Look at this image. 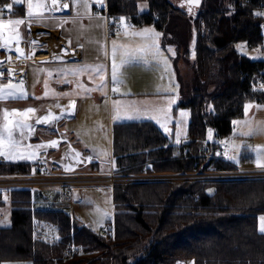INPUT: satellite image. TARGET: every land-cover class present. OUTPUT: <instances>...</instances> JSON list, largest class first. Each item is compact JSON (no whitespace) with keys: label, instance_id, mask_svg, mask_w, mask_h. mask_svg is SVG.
Listing matches in <instances>:
<instances>
[{"label":"trees","instance_id":"obj_1","mask_svg":"<svg viewBox=\"0 0 264 264\" xmlns=\"http://www.w3.org/2000/svg\"><path fill=\"white\" fill-rule=\"evenodd\" d=\"M189 7L187 1L106 0L103 9L109 27L123 17L132 25L169 32L176 66L179 59L191 65L190 80L179 75L178 106L190 111L186 140L174 143L151 121L112 129L118 175L168 173L180 179L113 182L106 235L68 211L60 185L12 189L10 224L0 227V261L175 264L194 257L195 264H264V233L257 225L264 213V177L190 176L237 171L229 160L205 155L203 146H220L206 140L207 127L226 138L232 120L244 115L246 101H264V59H250L234 47L244 41L260 48L264 0H200L191 13ZM191 30L192 51L187 47ZM31 171L28 162H0V175Z\"/></svg>","mask_w":264,"mask_h":264},{"label":"crops","instance_id":"obj_2","mask_svg":"<svg viewBox=\"0 0 264 264\" xmlns=\"http://www.w3.org/2000/svg\"><path fill=\"white\" fill-rule=\"evenodd\" d=\"M4 1L0 0V19H19L24 23L16 26L19 42L13 40L7 47H0V86H13L0 90L3 94V98H0V131L8 120L13 123L20 121L31 125V128H25L23 136L19 128L14 127L12 133L13 138L18 141L15 154H23L26 158L0 155V162L31 163L42 157L45 158L47 173L68 172L94 181L99 178L103 179L100 184L105 183L111 188L110 177L118 171L114 163L112 129H118V124L121 123L140 121H151L161 130L167 125L171 127L169 129H174L172 121L167 120L169 112L177 108L187 109L178 106L181 100V69L178 63L176 66L175 56L167 51L163 33L156 29L160 36L154 39L161 50V58L168 61L167 66L162 60L157 62L151 53H138L137 58L129 60L118 69V80L122 82L114 83L113 43L117 47L115 59L120 64L122 53L143 43L141 37L133 36L132 33L145 28L151 29L150 27H136L125 19L121 23L120 19L117 24L119 31L111 33L108 30L107 16L103 12L106 0L102 4L97 0H80L78 5H73L72 0H58L56 6L52 5L51 0H33V5L39 2L45 7L39 10L38 21L34 8L31 23L28 0H21L18 4L14 0H7L8 4L13 5L8 17L4 16ZM65 3L69 4V8L63 7ZM85 4L88 6L85 7ZM4 35L5 38L8 35L7 28L4 29ZM17 48L22 50L23 55L16 51ZM173 48L177 50L175 46ZM258 49L260 50L259 47ZM85 65L90 67L83 73L73 75L64 71ZM96 65H103V71L99 75L91 71ZM101 83L103 87H99ZM262 85L264 88V82ZM21 88L26 95H20ZM114 88L117 90L113 91ZM245 104L250 105L248 110L253 113L256 123L258 119L264 118V101H246L243 109ZM28 108L35 111L27 116L20 115ZM49 114V123H37L40 117ZM6 115L8 120L5 119ZM188 117L190 120V115ZM163 119H166L165 124H162ZM83 129H104L105 154H99L95 150L91 145L94 140H91L89 131L86 139ZM51 141L57 143L53 145ZM247 154L245 159L248 160L251 157L250 151ZM226 160L237 170L248 169L230 159ZM261 168L264 166L256 169ZM37 186L42 189L59 184H37L33 189ZM10 190L0 187V207L6 205L9 213L12 207ZM68 211L70 212L69 204ZM261 216L264 213L257 217L258 229ZM4 218L5 214L0 211V219ZM9 224L10 215L6 222H0V227ZM187 263L195 264L194 257L178 260L175 264Z\"/></svg>","mask_w":264,"mask_h":264},{"label":"rangeland","instance_id":"obj_3","mask_svg":"<svg viewBox=\"0 0 264 264\" xmlns=\"http://www.w3.org/2000/svg\"><path fill=\"white\" fill-rule=\"evenodd\" d=\"M175 5L183 4L187 0H171ZM121 21V23H123ZM143 27H150L151 29L156 28L152 24L142 25ZM138 27V26H136ZM141 27V26H140ZM170 33L166 32L163 34V40L168 48V52L176 57H178L177 50L173 48L176 45L169 41ZM187 47L192 51L194 45V33L191 30V34L188 38ZM237 45H243V52L237 49ZM236 50L241 53H244L250 59H257L262 58L264 59V51L258 49V47H248L244 41H237L234 44ZM171 49V51H169ZM178 65L181 69V73H183L185 79H189L191 77V65L189 62H186L184 59H179ZM181 97V96H180ZM246 105V104H245ZM245 112V109H244ZM190 115L189 110L177 108L174 109L172 112H169L167 120L172 121L174 129H169L168 125L163 127L162 131L166 133L170 139L174 143H180L186 140L187 134V124ZM238 121L239 123L233 124L232 133L229 138H217L214 135V131L211 127H207L205 138L207 141H218L220 147L222 148V157L225 159H230L234 163L245 166L248 169L237 170L239 172H244L247 174L251 171L257 170V159L260 160L261 164L264 163V118L258 119L257 123L255 118L253 117V113L248 110L247 113L245 112V116H241L238 118H234L233 121ZM232 121V122H233ZM166 119H163L162 124H165ZM167 129V131H165ZM209 129L212 130L211 136H209ZM89 131V136L92 138L93 141L91 143L94 146L95 150L99 152V154H105V138L106 132L104 129H83V133L85 138L87 139ZM246 133H250L247 134ZM232 138V139H231ZM82 144V143H81ZM257 146H260L259 154L257 152ZM248 151H250V159H245L248 156ZM237 171L233 172H222L227 173V177L229 175L232 176H246L244 174H236ZM206 176L214 175L212 172H204ZM177 177H173L176 176ZM195 175V174H191ZM203 175V176H204ZM71 178L70 193H71V200L68 202L70 206V212L78 218L82 223L89 226L94 231H99L105 224L106 219L112 217L113 213V204H112V192L111 188H109L105 183L100 184L101 180L97 178L94 179H83L81 176L78 175H68ZM161 177L165 179H180L179 177L182 175L179 174H143V175H118L117 173L110 177L113 178V182L115 181H126L131 178L134 180H148L152 177ZM185 176V174L183 175ZM76 177V178H75ZM221 178L223 176H220ZM1 178V177H0ZM75 178V179H74ZM217 178V177H216ZM74 179V180H72ZM87 181V182H85ZM111 181V180H109ZM44 183L40 184H47L46 180L41 181ZM85 182V183H82ZM110 182V183H113ZM0 211L5 214L4 219H0V222H6L9 218V208L5 205L0 207ZM0 264H30L28 260H3L0 261Z\"/></svg>","mask_w":264,"mask_h":264},{"label":"snow or ice","instance_id":"obj_4","mask_svg":"<svg viewBox=\"0 0 264 264\" xmlns=\"http://www.w3.org/2000/svg\"><path fill=\"white\" fill-rule=\"evenodd\" d=\"M15 3H20L21 0H14ZM98 3L102 4L103 0H97ZM188 4L190 5L189 7V12L191 13L192 8L191 5H198L200 3V0H187ZM51 3L53 6L58 5V0H51ZM73 5H78L80 3V0H72ZM88 5L85 4V7H87ZM8 9H11L13 7L12 4H8L5 6ZM45 7L44 4L42 3H36L35 5H33V0H28V16H29V22L31 23V18L33 17V10L34 8L37 11V16H36V20L38 21L40 19L39 16V10L43 9ZM64 8H69V4L65 3L63 5ZM256 15H262L261 13H256ZM121 21L124 20L123 17L120 18ZM24 23L23 20H8V21H4L2 19H0V47H7L8 44H10L13 40H16L17 43L19 42V33L16 31V26L20 25ZM7 28L8 30V35L5 38L4 35V29ZM133 36H139L142 38L143 43H141L138 47L132 49L131 51H127L122 53L121 55V60H120V64H117L115 56H116V51H117V47L115 42L113 43V61H112V81L114 83L117 82H122L118 80V69L129 62V60L135 59L137 58V54H143V53H151V55L157 59V62H163V64L165 66H167L168 61L166 58H161V50L158 46V44L156 43V40L154 39L155 37H159L160 33L156 32L154 29H149V28H145L140 32H135L132 33ZM33 43H35V41H33ZM237 49L241 50L243 52V45H237ZM17 52H19L21 55H23V52L21 49L17 48L16 49ZM169 51H171V49H169ZM90 66H82V67H78V68H73L70 70H64L66 72H71L73 75L77 74V73H83L89 70ZM92 72L97 73L98 75L102 73L103 71V65H96L95 67L91 68ZM9 75H11V73H9ZM101 81H103V76L101 75ZM20 84H23V81H20ZM47 87V85H45ZM5 87H13L11 84L10 85H6V86H0V90H2ZM82 87V86H81ZM99 87H103V83H101V85H99ZM117 89H113V91H116ZM86 91H91V89H86ZM47 94V93H46ZM9 95H14L13 93H9ZM20 95L24 96L26 95L23 92V89H20ZM67 95V94H64ZM0 98H3V94L2 91H0ZM250 107V105H245V112L247 113L248 108ZM7 111V110H5ZM16 110H13V112H15ZM35 110L32 108H28L26 109L24 112L20 113V115L22 116H27L28 113H32ZM51 114H49V116H45V117H40L37 120V123H40L41 121L44 122L45 124L49 123ZM5 119L8 120L7 115L5 116ZM239 123L238 121H233V124H237ZM163 126V125H162ZM19 128L21 131V136H23L24 134V129L25 128H31V125L25 124V123H21L20 121H16L15 123H13V121L8 120V122L3 126L2 131H0V155L6 156V157H10V158H19V159H24L26 158L23 154L20 155H16L14 150L16 149L17 145H18V141L15 140L13 138V128ZM165 131H167V129H165ZM5 133L7 135H5ZM212 130L209 129V136H211ZM250 134V133H246ZM51 144L55 145L57 142L56 141H51ZM37 147H40V145H37ZM6 149V150H5ZM259 150H260V146H257V152L259 154ZM32 155V154H29ZM79 155V154H77ZM257 166L258 167H262L264 165L261 164L260 160L257 159ZM260 220V225H259V231L261 233H264V216H261L259 218Z\"/></svg>","mask_w":264,"mask_h":264},{"label":"built area","instance_id":"obj_5","mask_svg":"<svg viewBox=\"0 0 264 264\" xmlns=\"http://www.w3.org/2000/svg\"><path fill=\"white\" fill-rule=\"evenodd\" d=\"M8 4V1L5 0L3 2V12L4 16L8 17L11 14V10L6 8L5 6ZM108 30L111 33H116L119 31L118 25H114L112 27H109ZM260 49L264 51V40L260 43ZM255 84L260 86L261 85V79H256ZM204 154L208 157H215V158H221L222 157V148L220 146H203ZM226 160V159H225ZM31 168L32 171L29 173H15V174H7V175H1L0 178V187L8 188V189H30L32 190L33 187L37 184L44 183L41 181L46 180L47 184H59L61 186V198L64 201L69 202L71 200V193H70V187L71 178L68 175H70L68 172H61L57 174L47 173L46 167H45V158L38 157L34 161L31 162ZM214 175L206 176L205 173H196L195 175L190 176H197V177H217L221 178L220 176L227 177V173L222 172H212ZM235 173V172H233ZM249 173L252 174H245L244 172L237 171L236 174H244L246 176H263L264 177V168L257 169L254 171H251ZM204 175V176H203ZM173 176V177H177ZM231 175H229L230 177ZM76 178V177H75ZM74 178V179H75ZM153 179H163L161 177H152ZM151 178V179H152ZM72 179V180H74ZM110 182H113V178H110ZM111 226L106 224L102 227L101 232L102 234L106 235L108 232H110ZM71 250V247L68 249Z\"/></svg>","mask_w":264,"mask_h":264},{"label":"bare ground","instance_id":"obj_6","mask_svg":"<svg viewBox=\"0 0 264 264\" xmlns=\"http://www.w3.org/2000/svg\"><path fill=\"white\" fill-rule=\"evenodd\" d=\"M188 264V263H187Z\"/></svg>","mask_w":264,"mask_h":264},{"label":"water","instance_id":"obj_7","mask_svg":"<svg viewBox=\"0 0 264 264\" xmlns=\"http://www.w3.org/2000/svg\"><path fill=\"white\" fill-rule=\"evenodd\" d=\"M11 44V43H10Z\"/></svg>","mask_w":264,"mask_h":264}]
</instances>
